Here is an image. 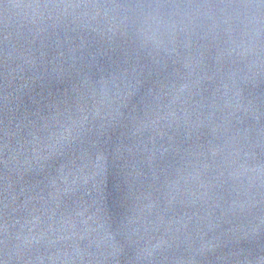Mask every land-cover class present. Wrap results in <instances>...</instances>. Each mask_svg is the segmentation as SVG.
<instances>
[{
    "label": "water",
    "instance_id": "water-1",
    "mask_svg": "<svg viewBox=\"0 0 264 264\" xmlns=\"http://www.w3.org/2000/svg\"><path fill=\"white\" fill-rule=\"evenodd\" d=\"M0 264H264V0H0Z\"/></svg>",
    "mask_w": 264,
    "mask_h": 264
}]
</instances>
